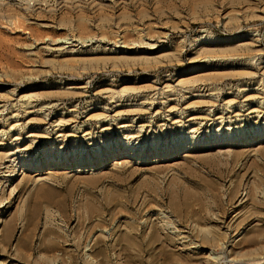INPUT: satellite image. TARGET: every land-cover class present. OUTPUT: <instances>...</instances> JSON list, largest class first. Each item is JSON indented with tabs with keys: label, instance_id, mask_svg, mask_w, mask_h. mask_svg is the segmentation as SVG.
<instances>
[{
	"label": "rangeland",
	"instance_id": "obj_1",
	"mask_svg": "<svg viewBox=\"0 0 264 264\" xmlns=\"http://www.w3.org/2000/svg\"><path fill=\"white\" fill-rule=\"evenodd\" d=\"M0 106V264H264V0H0Z\"/></svg>",
	"mask_w": 264,
	"mask_h": 264
},
{
	"label": "bare ground",
	"instance_id": "obj_2",
	"mask_svg": "<svg viewBox=\"0 0 264 264\" xmlns=\"http://www.w3.org/2000/svg\"><path fill=\"white\" fill-rule=\"evenodd\" d=\"M42 28H44V29H50L51 27H50V25H41V24H39ZM60 41L62 40V39H59ZM63 40H65L66 42H65V44H67V45H69V48H76V44H77V41L74 39V37H68V38H64ZM103 40V39H102ZM101 40V41H102ZM58 43H59V41H57ZM56 41L53 43V44H55L56 45V43H57ZM63 43V42H62ZM62 46V45H61ZM58 47V46H57ZM251 47V46H250ZM55 49H57V51L60 49H58V48H55ZM62 50V49H61ZM64 50V49H63ZM65 50H66V48H65ZM55 51V50H54ZM69 52V51H68ZM70 53H71V51H70ZM111 97V96H110ZM114 98V97H113ZM25 100V99H24ZM36 102L37 101H34V100H29V101H26L25 103H24V106H25V109L26 110H29V109H34L33 110V112L32 111H26L27 112V115L30 117L29 118V121H28V123H33V122H35V121H37L38 120V115L37 114H41L40 113V111H42L43 109L42 108H39V110H37L36 108H38V104H36ZM23 106V105H22ZM23 106V107H24ZM116 107H118V106H116ZM229 108V107H228ZM231 108V107H230ZM3 109H6L5 108V106H0V115L1 114H3L4 113V111H6V110H3ZM248 109V108H247ZM8 110V109H7ZM258 111V110H257ZM71 113V112H70ZM207 113L208 112H206V111H203V112H201L200 111V114L201 115H196V114H194V115H189L191 118L188 120V122H194V121H196V120H199V119H203V117L204 116H207ZM260 113V112H259ZM209 114V113H208ZM118 114H116L115 115V119H117V117L119 116H117ZM19 116H14V119L16 118H18ZM106 117V116H105ZM108 117V116H107ZM224 116H221V117H219L218 119L217 118H215V119H213L214 121H220L219 119H224L223 118ZM15 119V120H16ZM119 119V118H118ZM18 120V119H17ZM44 120V119H43ZM213 121V122H214ZM68 122H65V121H59L57 124H56V128H58V130H56V131H58V133L60 132V131H62V128L63 127H65L66 126V124H67ZM74 123V122H73ZM225 123V122H224ZM85 125V124H84ZM68 126V125H67ZM76 126V125H75ZM77 127V126H76ZM127 126H122V128H126ZM74 128V127H73ZM61 134V133H60ZM1 136L2 137H4V133L2 132V134H1ZM34 136H36V135H34ZM33 135H31L30 137H34ZM40 136V135H39ZM59 137H62V135H59ZM134 142V141H133ZM23 151H25L24 149H18V151H17V153H19V154H21ZM196 249H198V251H201V252H207V253H211V250L210 249H208V248H203V247H199V246H196L195 247ZM212 254V253H211ZM217 262V261H216Z\"/></svg>",
	"mask_w": 264,
	"mask_h": 264
}]
</instances>
